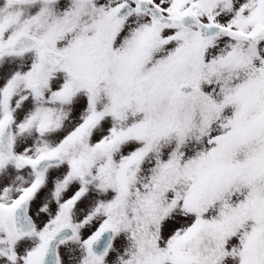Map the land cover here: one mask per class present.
<instances>
[{"label":"snow or ice","instance_id":"snow-or-ice-1","mask_svg":"<svg viewBox=\"0 0 264 264\" xmlns=\"http://www.w3.org/2000/svg\"><path fill=\"white\" fill-rule=\"evenodd\" d=\"M0 264H264V0H0Z\"/></svg>","mask_w":264,"mask_h":264}]
</instances>
